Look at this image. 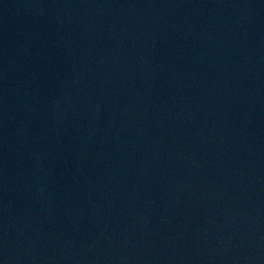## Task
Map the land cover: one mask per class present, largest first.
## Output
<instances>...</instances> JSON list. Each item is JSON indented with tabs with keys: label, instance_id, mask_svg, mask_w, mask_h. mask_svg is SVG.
I'll return each instance as SVG.
<instances>
[{
	"label": "water",
	"instance_id": "obj_1",
	"mask_svg": "<svg viewBox=\"0 0 264 264\" xmlns=\"http://www.w3.org/2000/svg\"><path fill=\"white\" fill-rule=\"evenodd\" d=\"M0 264H264V0H0Z\"/></svg>",
	"mask_w": 264,
	"mask_h": 264
}]
</instances>
